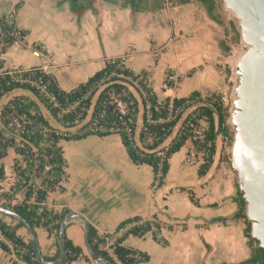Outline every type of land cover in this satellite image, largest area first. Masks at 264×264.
Instances as JSON below:
<instances>
[{"label": "crops", "instance_id": "0c3cea01", "mask_svg": "<svg viewBox=\"0 0 264 264\" xmlns=\"http://www.w3.org/2000/svg\"><path fill=\"white\" fill-rule=\"evenodd\" d=\"M128 1L0 0V74L39 67L52 74L63 90L71 91L101 70L107 60L124 57L133 72L147 74L159 100L187 97L195 91L207 96L221 87L218 66L225 56L219 39L225 36L227 27L221 0L219 14L225 26L212 19L198 0H163L161 8H156L154 0H147L139 11L133 10ZM13 8H17L16 24L25 39L1 51L2 18ZM170 70L181 76L177 89L164 85ZM15 96L37 101L50 124L63 129L28 90L15 89L3 96L0 113ZM143 111L141 107L138 132ZM179 127L174 128L164 146L169 145ZM0 129L13 135L1 121ZM220 143L221 136L211 167L199 175L200 165L185 162L193 145L188 140L170 158L169 172L158 187L152 166L135 164L119 134L62 140L67 180L63 190L49 193L45 204L83 215L99 234L115 233L128 218H156L163 225L160 235L165 243L155 240L152 232L143 237L130 235L124 241L150 255L149 261L139 264H249L256 243L246 235L245 221L235 218L239 179ZM17 158L10 149L2 160L8 175L5 184L14 183L12 166ZM17 233L25 241L31 239L25 227L18 228ZM36 234L42 254L54 256L55 238L43 228L36 229ZM66 235L88 254L79 217L69 221ZM13 261V254L0 248V264ZM72 264L91 263L80 257Z\"/></svg>", "mask_w": 264, "mask_h": 264}, {"label": "trees", "instance_id": "16d2710c", "mask_svg": "<svg viewBox=\"0 0 264 264\" xmlns=\"http://www.w3.org/2000/svg\"><path fill=\"white\" fill-rule=\"evenodd\" d=\"M162 1L154 0L156 8H161ZM170 1L185 3L190 0ZM198 1L202 3L212 19L225 26L219 14L218 0ZM128 2L133 10L139 11L147 0H129ZM229 24L233 32L230 37L232 43H238L240 30L234 21H230ZM225 31V36L219 39V45L223 55L228 57L233 45L230 43V33L226 26ZM2 32L1 51H4L8 45L14 43V40L8 35V28L3 24ZM119 62L118 58L107 60L101 70L71 91L63 90L52 74L39 67L28 70L15 69L0 74V101L3 96L15 89L28 90L63 127L59 129L52 126L40 112L37 101L30 98L15 96L1 109L0 121L13 135L8 136L0 129V182L8 176L2 160L8 155L9 150L13 149L18 158L12 166L14 183L8 190L0 192V204L21 215L35 232L36 229L43 228L55 238L56 253L52 257L44 256L46 260L52 261L59 256L60 224L64 217L71 213L68 208L55 210L45 204L51 191L64 189L61 181L66 175V161L60 145L62 140L82 139L88 135L103 137L119 134L135 164L152 166L155 173L154 184L158 187L164 183L169 172L170 158L188 140L205 154L204 162L199 167V175L205 174L211 167L217 152L218 137L221 136L223 141L230 144L233 141V133L228 123L229 106L221 100V96L215 93L203 96L199 91H195L187 97H167L159 100L148 81L138 80L139 74L133 72L127 65H120ZM0 65H2L1 59ZM218 68L221 73H226L227 77L231 75L232 70L229 64H225L223 68L219 65ZM40 84L46 86L44 91L39 87ZM118 101L124 103L125 114L120 112L117 106ZM188 101L195 103L187 104ZM170 103L174 108L183 106L184 111L176 118L167 120ZM194 106L195 108L189 111V108ZM141 107L144 111L142 126L138 132L137 119ZM90 114L88 125L76 132L70 131ZM96 121L99 125L102 124L104 129L101 130L93 125ZM202 122H205L206 129L202 142L198 144L191 136L194 127L201 126ZM178 124L180 127L176 135L168 146L162 148L165 140L173 134ZM158 151H163L164 155H160ZM47 166L50 168L47 169ZM20 193L22 196L17 197ZM191 200L195 201L193 195ZM237 203L235 218L245 221V233L253 244L256 243L252 246V254L247 262L264 264V248L260 247L258 241L251 236V221L246 214V201L241 190ZM20 227L24 225L17 219L0 214V248L15 254L26 264H41L36 258L32 240L25 241L17 233ZM162 227V223L156 218L142 220L139 217H133L121 222L115 233L99 234L97 229L90 225L89 239L93 250L111 264H139L149 261L150 255L125 245V239L130 235L143 237L148 232H152L155 240L165 243L160 235ZM110 240H113V253L110 252V247H107ZM65 242V258L59 264H72L80 257L94 264L89 253L86 254L67 235ZM12 264H19V262L14 260Z\"/></svg>", "mask_w": 264, "mask_h": 264}, {"label": "water", "instance_id": "95a60500", "mask_svg": "<svg viewBox=\"0 0 264 264\" xmlns=\"http://www.w3.org/2000/svg\"><path fill=\"white\" fill-rule=\"evenodd\" d=\"M239 21L243 52L236 63V80L230 108L233 133L230 162L239 179L251 221V236L264 248V0H223ZM0 214L20 221L28 230L41 264H59L65 258L66 226L75 217L84 225L87 251L94 264H111L98 255L89 239L90 224L78 213H69L60 224V254L46 260L35 230L17 212L0 204Z\"/></svg>", "mask_w": 264, "mask_h": 264}, {"label": "built area", "instance_id": "2783aa9c", "mask_svg": "<svg viewBox=\"0 0 264 264\" xmlns=\"http://www.w3.org/2000/svg\"><path fill=\"white\" fill-rule=\"evenodd\" d=\"M16 20H17V8H13L11 9L9 12H7L3 18H2V24L5 25L8 28V35L13 38L15 43H23L24 39H25V34L23 33V31H21V29H19V27L16 24ZM118 60H120L119 64H123L126 65V61L125 58H118ZM139 79L138 80H145L149 82V78L147 76V74H139ZM166 88H174L177 89L180 85H181V76L179 74H177L176 72L170 70L169 72H167L166 76H165V83H164ZM39 87L41 88L42 91H44L46 89V86L43 84H40ZM216 95L221 96V100L227 104L229 96L227 95V93L225 91H216L214 92ZM193 104L195 103L194 101H188L187 104ZM117 106L120 108V112L122 114L126 113V108L123 102L118 101L117 102ZM195 108L191 107L189 108V111L191 109ZM184 111V107L183 106H179L174 108L173 104L170 103L169 105V112H168V118L167 120H171L177 117V115L181 112ZM91 118V114L89 115ZM88 116V117H89ZM87 117V118H88ZM122 119V116L120 117ZM90 121V120H89ZM82 122V121H81ZM123 123H126L125 120H122ZM80 123V122H79ZM89 123V122H88ZM17 124L19 125V122H17ZM78 124V123H77ZM76 124V125H77ZM93 125L97 126L99 129H104V127L102 126V124L99 125V122L96 121L95 123H93ZM75 127V126H74ZM72 127V128H74ZM82 129V128H81ZM206 129V124L205 122H202V125L199 127H194L193 132H192V139L193 141L197 142L198 144H200L203 140L204 137V131ZM165 146H163L162 148H164ZM160 155H164L163 151H158ZM204 153L199 151V149L197 148L196 145H192V147L190 148L189 152L187 153L185 162L187 165L189 166H199L204 162ZM50 167L47 166V169H49ZM67 180V176L65 175L62 178L61 184L63 185L65 183V181ZM11 181H9L8 183H4V181L0 182L1 188H0V192H4L5 190H7V187L11 185ZM7 186V187H6ZM121 233V232H120ZM120 233H118V235H120ZM113 240L108 241L107 247H110L109 250L111 253H113ZM14 256V260H17L19 262V264H26L23 260H21L20 258H17L15 254H13Z\"/></svg>", "mask_w": 264, "mask_h": 264}, {"label": "rangeland", "instance_id": "374dc122", "mask_svg": "<svg viewBox=\"0 0 264 264\" xmlns=\"http://www.w3.org/2000/svg\"><path fill=\"white\" fill-rule=\"evenodd\" d=\"M222 4L224 5L223 0H221ZM224 8L226 9L225 5ZM224 19L226 20L227 23V28L229 31V39H230V43H232L231 40V36L233 34V32L231 31V27L229 22L230 21H234L236 27L240 30V25H239V21L238 19L231 14L227 9L224 11ZM233 48L231 50V54L228 57L224 58V61L220 63V65H222V68L224 67L225 64H229L231 66V75L229 77H227L226 73H221L222 74V84L221 87L217 90V91H225L227 93V95L229 96L227 105L229 106V111L231 108V104H232V98H233V92H234V83L236 80V61L238 59V57L240 56V54L243 52L244 48L241 42V38L240 41L238 43H232ZM90 120V116L83 120L82 122L78 123L74 128H71L70 131L72 132H76L79 129L83 128L85 125H88V122ZM228 123L230 125V116L228 119ZM220 147L222 149V152L225 155H229L231 157V147H232V143H228L226 141H223V138L221 137V143H220ZM9 168V167H8Z\"/></svg>", "mask_w": 264, "mask_h": 264}, {"label": "bare ground", "instance_id": "6f19581e", "mask_svg": "<svg viewBox=\"0 0 264 264\" xmlns=\"http://www.w3.org/2000/svg\"><path fill=\"white\" fill-rule=\"evenodd\" d=\"M231 14H232V13H231ZM238 61H239V57H238V59H237L236 63H238Z\"/></svg>", "mask_w": 264, "mask_h": 264}]
</instances>
